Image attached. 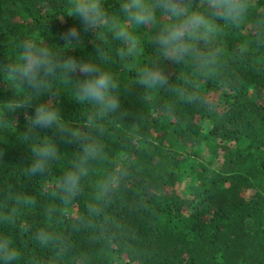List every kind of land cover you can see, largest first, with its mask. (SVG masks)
I'll return each mask as SVG.
<instances>
[{
    "label": "clouds",
    "instance_id": "9594fccd",
    "mask_svg": "<svg viewBox=\"0 0 264 264\" xmlns=\"http://www.w3.org/2000/svg\"><path fill=\"white\" fill-rule=\"evenodd\" d=\"M115 3L118 8L108 0H58L64 11L45 21L44 33L53 16L61 24L71 18L79 25L72 24L61 34L63 45L48 43L45 36H26L16 42L14 57L0 62V90L12 93L0 101V128L9 122L17 128L23 115L18 140L30 150V163L21 167L18 180L41 181L38 195L9 189L0 200V264H23V247L29 242L51 253L47 264H89L85 254L76 252L73 236L89 232L93 242L99 238L111 244L112 229L119 224L107 210L119 207L132 213L139 206L125 198L138 166L129 147L135 137L129 132L115 151L107 143L129 116L120 99L124 82L109 68L114 63L113 45L121 70L135 73L124 83L126 88L138 86L145 97L163 92L204 110L216 106L215 96L204 95L202 82H219L228 63L227 32L253 37L242 42L234 56L245 55L252 46L264 47V12L258 10V0ZM82 32L93 35L92 59L67 54L82 46ZM61 91L86 106L80 122L61 116ZM45 95L48 98L40 100ZM172 110L171 103H162L159 109L161 114ZM61 142L75 145V150L56 175L54 168L69 154L61 151ZM4 155L0 148V160ZM144 187L146 192L155 191ZM43 200L47 204L41 206ZM36 209L42 215L38 227L25 215Z\"/></svg>",
    "mask_w": 264,
    "mask_h": 264
},
{
    "label": "trees",
    "instance_id": "16d2710c",
    "mask_svg": "<svg viewBox=\"0 0 264 264\" xmlns=\"http://www.w3.org/2000/svg\"><path fill=\"white\" fill-rule=\"evenodd\" d=\"M258 10L264 12V0H258ZM62 11L58 0H0V62L14 57L16 42L26 36H45L48 43L62 46L61 34L78 22L66 18L61 24L53 16L44 33L45 21ZM252 38L247 32H227V66L219 82H202L204 95L216 98L211 110L180 103L163 92L145 97L138 86L126 88L135 73L121 70L113 45L109 68L124 82L120 99L129 116L107 143L115 151L129 132L135 137L129 147L138 166L125 198L139 206L132 213L119 207L107 210L119 224L112 229L111 244L99 238L93 242L89 232L73 236L76 252L85 254L89 264H264V47L233 55ZM80 43L67 54L94 58L93 35L82 32ZM56 86L63 88L59 82ZM66 91L58 94L61 116L80 122L86 106ZM11 95L0 90V101ZM162 103H171L173 110L161 114ZM24 124L20 115L17 128L11 122L0 128V148L5 150L0 200L9 189L39 194L41 181L18 180L21 167L30 163V150L18 140ZM60 148L69 154L54 168L56 175L67 166L75 145L61 142ZM145 184L155 191L146 192ZM25 215L34 227L42 223L39 209ZM23 254V264L51 259L48 250L31 242Z\"/></svg>",
    "mask_w": 264,
    "mask_h": 264
},
{
    "label": "rangeland",
    "instance_id": "374dc122",
    "mask_svg": "<svg viewBox=\"0 0 264 264\" xmlns=\"http://www.w3.org/2000/svg\"><path fill=\"white\" fill-rule=\"evenodd\" d=\"M208 125V124H207Z\"/></svg>",
    "mask_w": 264,
    "mask_h": 264
}]
</instances>
